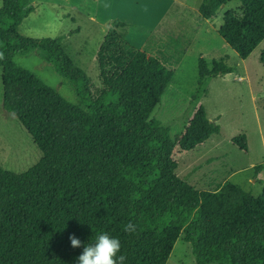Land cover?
I'll use <instances>...</instances> for the list:
<instances>
[{"label": "trees", "instance_id": "trees-1", "mask_svg": "<svg viewBox=\"0 0 264 264\" xmlns=\"http://www.w3.org/2000/svg\"><path fill=\"white\" fill-rule=\"evenodd\" d=\"M229 1L203 0L201 13L213 17ZM239 1L241 12H226L219 33L245 59L264 39V0ZM33 11L30 0L0 6L3 107L42 151L25 172L0 166V264H77L83 245L102 233L120 240L125 264H166L183 234L196 264H264V185L259 196L232 181L199 190L177 174L171 131L152 117L173 70L119 33L123 23L115 21L97 52L102 84L93 90L62 37L18 32ZM34 48L74 88L77 103L14 61ZM198 66V93L208 78L233 71L224 60L210 68L204 57ZM219 133L201 104L178 146L193 150ZM232 142L248 151L244 133ZM263 169L264 162L254 166ZM129 222L135 233L124 231ZM73 234L80 248L71 246Z\"/></svg>", "mask_w": 264, "mask_h": 264}, {"label": "rangeland", "instance_id": "rangeland-1", "mask_svg": "<svg viewBox=\"0 0 264 264\" xmlns=\"http://www.w3.org/2000/svg\"><path fill=\"white\" fill-rule=\"evenodd\" d=\"M30 3L34 11L24 18L17 28L18 32L25 37L36 39L62 37L64 50L91 78V88L93 90L100 88L102 83L97 52L104 34L86 16L87 11L95 8L93 1L84 0L80 10L73 7V2L67 3L63 0H30ZM2 4L3 0H0V6ZM241 5L239 0L227 2L217 12L215 22L221 26L224 14L230 10L240 13ZM79 24L82 25L81 32L76 31ZM68 33L70 36L66 39ZM263 48L264 39L247 58L243 59L238 52L226 44L225 48L219 50L218 57L209 60V56L205 59L210 68L214 60H224L237 72L244 69L247 71L251 88L257 96L255 103L259 115L258 121L264 131V65L260 61ZM14 61L56 89L68 100L78 102L74 88L58 73L52 61L42 57L39 48L17 54ZM180 72L182 74L177 75L180 88L177 89L174 84L169 86L152 114V117L160 120L171 131V137L176 143L174 157L178 161V176L199 190H208L195 182L190 174L194 171L191 167L193 168L194 165L200 167L198 164L207 159L226 153L227 155L223 156L217 165L240 166L241 169L237 175L230 178V181L241 183L246 190L252 191L256 196L261 195L264 171H261L260 177L263 184L248 181L251 177L256 179L258 173L254 170V166L264 161L257 135V122L250 105L249 91L245 90L243 84L233 77L224 79L213 76L207 79L198 93L199 70L198 67L196 69L194 67L193 56L187 60V65ZM201 104L205 106L210 120L214 119L220 124L221 133L212 135L193 150H181L177 140L184 133ZM216 116H221L219 121ZM246 130L250 132L253 140V146L250 150L248 145V151L241 150L231 141L232 137L241 133L247 136ZM41 157L42 151L34 142L32 135L14 114L3 107L2 70L0 69V166L6 170L22 173L34 166ZM226 169L228 168L223 166L220 174L227 176L229 172ZM200 172H205V167ZM166 264H196L192 244L184 239V234L177 240Z\"/></svg>", "mask_w": 264, "mask_h": 264}, {"label": "crops", "instance_id": "crops-1", "mask_svg": "<svg viewBox=\"0 0 264 264\" xmlns=\"http://www.w3.org/2000/svg\"><path fill=\"white\" fill-rule=\"evenodd\" d=\"M63 1L73 2V7L76 10H80V6L84 2V0ZM92 1L95 8L92 11H87L86 16L90 22L98 26L104 36L107 30L114 25V22L119 21L123 23L117 27L119 33L148 55L158 58L167 68L173 70V76L167 88L172 84L177 89L180 88L177 75L182 74L180 71L187 65V60L190 57L193 56L194 67L195 69L198 67L199 70L198 60L200 57L207 58L210 56L209 60L215 59L220 55L219 50L228 44L219 33L221 26L215 22L216 14L210 18H205L202 15L200 7L203 0ZM81 30L82 25L79 24L76 31L81 32ZM69 36L68 33L65 38L67 39ZM218 76L224 79L233 77L243 84L245 90L249 91L252 114L257 122L259 144L264 154V131L258 121L259 115L255 103L257 96L251 88L247 71L244 69V71L237 72L233 67L232 72ZM220 117L216 116L217 121ZM246 132L251 150L253 146L252 136L248 130ZM225 155L227 154H218L198 164L200 167L196 165L191 167L194 171L190 174L194 177L195 182L208 190H217L227 181H230L231 177L237 175L241 171L240 166L217 165L218 161L223 159ZM223 166L228 168L226 169L229 172L227 176L220 174ZM203 167H205V172L201 173ZM260 177L261 172L256 175V179L251 177L248 178V181L263 184ZM238 184L242 185L241 183Z\"/></svg>", "mask_w": 264, "mask_h": 264}, {"label": "clouds", "instance_id": "clouds-1", "mask_svg": "<svg viewBox=\"0 0 264 264\" xmlns=\"http://www.w3.org/2000/svg\"><path fill=\"white\" fill-rule=\"evenodd\" d=\"M124 231L135 233L136 226L129 222ZM71 246L80 248L82 242L74 234L69 236ZM121 252V242L118 238L102 233L96 237L94 243L83 245L82 253L77 257V264H125L126 257Z\"/></svg>", "mask_w": 264, "mask_h": 264}, {"label": "water", "instance_id": "water-1", "mask_svg": "<svg viewBox=\"0 0 264 264\" xmlns=\"http://www.w3.org/2000/svg\"><path fill=\"white\" fill-rule=\"evenodd\" d=\"M211 122H215L214 119H212Z\"/></svg>", "mask_w": 264, "mask_h": 264}]
</instances>
